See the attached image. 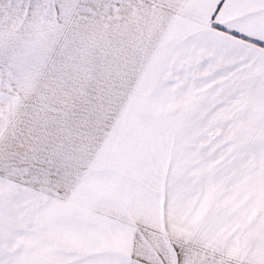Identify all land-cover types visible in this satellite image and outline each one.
Instances as JSON below:
<instances>
[{
    "label": "snow or ice",
    "instance_id": "obj_1",
    "mask_svg": "<svg viewBox=\"0 0 264 264\" xmlns=\"http://www.w3.org/2000/svg\"><path fill=\"white\" fill-rule=\"evenodd\" d=\"M0 264H264V0H0Z\"/></svg>",
    "mask_w": 264,
    "mask_h": 264
}]
</instances>
